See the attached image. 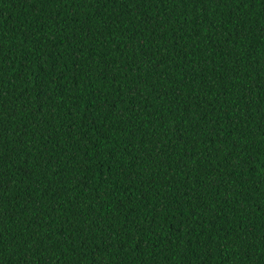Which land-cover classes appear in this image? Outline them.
I'll return each mask as SVG.
<instances>
[{
	"label": "trees",
	"instance_id": "16d2710c",
	"mask_svg": "<svg viewBox=\"0 0 264 264\" xmlns=\"http://www.w3.org/2000/svg\"><path fill=\"white\" fill-rule=\"evenodd\" d=\"M0 264H264V0H0Z\"/></svg>",
	"mask_w": 264,
	"mask_h": 264
}]
</instances>
